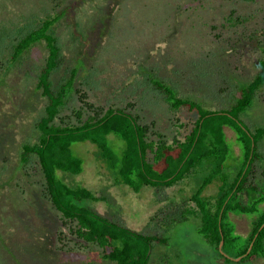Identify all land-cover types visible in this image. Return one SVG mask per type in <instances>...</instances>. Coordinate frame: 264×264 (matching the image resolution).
Returning <instances> with one entry per match:
<instances>
[{
    "label": "rangeland",
    "instance_id": "rangeland-1",
    "mask_svg": "<svg viewBox=\"0 0 264 264\" xmlns=\"http://www.w3.org/2000/svg\"><path fill=\"white\" fill-rule=\"evenodd\" d=\"M60 12L52 33L60 46V63L51 71L54 88L71 68L73 86L54 122H75L74 111L87 110L79 93L94 105L125 106L165 140L181 138L196 114L185 107L172 109L151 77L172 85L177 94L206 107L228 106L239 86L256 70L255 59L264 44V0H0V264H114L102 258L92 243L75 242L44 190L35 155L19 160L23 142H33L35 120L46 98L35 86L46 47L33 42L10 61L12 43L45 15ZM238 117L250 129L264 123V82ZM227 154L222 177H230L240 161L233 131L225 127ZM113 150L120 139L107 136ZM71 154L80 169L56 168L55 176L69 186H83L101 199H81L100 215L135 230L159 233L147 264H264L253 255L226 260L197 232L198 218L180 210L198 189L208 166L196 165L190 178L169 187L142 185L134 191L112 180V170L98 155L89 138L73 140ZM233 150L235 152H233ZM261 158L254 163L251 180L264 183V139L258 143ZM230 168V170H229ZM218 174L204 183L200 195L212 201ZM253 192H244L249 202ZM251 213L228 214L233 232L249 229ZM61 231L59 248L56 232Z\"/></svg>",
    "mask_w": 264,
    "mask_h": 264
},
{
    "label": "trees",
    "instance_id": "trees-1",
    "mask_svg": "<svg viewBox=\"0 0 264 264\" xmlns=\"http://www.w3.org/2000/svg\"><path fill=\"white\" fill-rule=\"evenodd\" d=\"M60 15V12L45 15L20 35L12 43L8 59L14 61L33 42L44 41L46 54L37 72L35 86L46 101L43 113L35 120L36 139L21 144L19 160L26 161L30 153L35 155L44 179L45 194L59 212L61 225L66 226L74 241H80L82 246L95 244L101 257L114 264H147L152 243L165 241L159 233L135 230L79 204L81 199L98 200L101 196L83 186H69L55 176L58 167L70 172L79 171V160L71 154L70 144L73 140L89 138L96 144L103 164L112 170V180L134 191L142 185L169 187L178 184L190 178L196 165L208 166L201 184L188 195L187 205L182 207L179 216L197 217V232L226 260L236 255H240L239 260L253 255L264 257V183L251 180L254 163L261 158L258 143L264 139V123L250 129L238 117L264 82V44L259 46L261 54L254 61V74L238 87L234 100L226 107H206L195 98L177 94L164 80L151 77L153 87L162 92L170 108L185 107L196 114L181 138L173 136L167 141L151 129L152 122L140 121L128 107L131 103L125 106L94 105L85 100L83 92L79 93V98L87 110L85 116L79 109L74 111L75 122H54L67 93L71 89L77 90L73 86L74 68L54 88L49 80L50 72L60 63V46L51 29ZM225 127L233 131L236 153L240 155L230 177H222L227 154ZM107 136L120 139L117 150L111 148ZM218 174L221 182L210 202L199 190ZM246 191L254 193L249 202L243 200ZM230 212L252 214L249 229L243 235L233 232L228 217ZM221 237L222 243L218 247ZM56 238L60 242L59 248L65 245L61 241V231L56 232ZM250 241L251 245L244 253Z\"/></svg>",
    "mask_w": 264,
    "mask_h": 264
},
{
    "label": "water",
    "instance_id": "water-1",
    "mask_svg": "<svg viewBox=\"0 0 264 264\" xmlns=\"http://www.w3.org/2000/svg\"><path fill=\"white\" fill-rule=\"evenodd\" d=\"M261 224H262V223H261ZM221 243H222V237H221V238L219 239V241H218V247L221 245ZM250 245H251V241L248 243V245H247V247H246L244 253H246V252L248 251ZM239 257H240V255H236L234 258H235V259H238Z\"/></svg>",
    "mask_w": 264,
    "mask_h": 264
}]
</instances>
